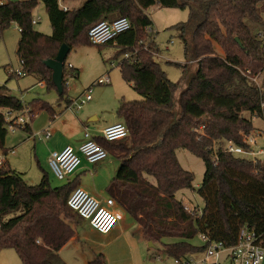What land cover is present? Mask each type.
<instances>
[{
    "label": "trees",
    "instance_id": "1",
    "mask_svg": "<svg viewBox=\"0 0 264 264\" xmlns=\"http://www.w3.org/2000/svg\"><path fill=\"white\" fill-rule=\"evenodd\" d=\"M39 2L46 9L51 34L36 30L31 23ZM155 4L189 12L187 21L171 26L183 41L187 63L196 64L179 94L178 112L174 110L177 83L153 58L156 49L144 31L150 25L145 11ZM118 17H126L130 27L105 45L120 49L117 66L121 77L142 98L121 99L117 106L116 114L127 127L126 137L114 141L96 138L119 160L106 186L108 195L133 218L140 236L153 243L157 249L151 254L153 259L202 251L205 244L192 242L202 234L230 246L242 226L254 230L264 247V166L222 151L224 141L243 144L241 132L256 127L251 118L259 114L264 101V0H84L79 7L66 10L58 0H7L0 4V35L16 23V54L23 62L22 70L42 82L46 90H55L57 101L65 99L67 107L71 103L65 98L67 75L77 78L79 71L66 69L64 64L58 92L52 70L44 61L54 58L62 43L69 52L77 45L91 44L88 29L100 20ZM246 73L256 76L257 83ZM24 107L29 108L30 121L40 111L45 110L51 119L56 114L47 102L23 103L10 93L6 82L0 84V147L8 134L4 111ZM29 124L17 128L30 133ZM199 124H205L207 137L196 141ZM213 144L216 164L211 160ZM178 148L204 163L203 178L196 188L194 174L177 159ZM77 186L78 177L51 186L44 170L37 184H29L22 173L0 165V247L6 241L29 264H65L57 252L83 220L67 205ZM184 189L195 190L200 197V214L196 208L194 213L186 211L176 197ZM88 264H106V260L99 254Z\"/></svg>",
    "mask_w": 264,
    "mask_h": 264
},
{
    "label": "rangeland",
    "instance_id": "2",
    "mask_svg": "<svg viewBox=\"0 0 264 264\" xmlns=\"http://www.w3.org/2000/svg\"><path fill=\"white\" fill-rule=\"evenodd\" d=\"M83 1L84 0H60V3L65 5L67 9H72L79 7ZM145 14L149 17V26L152 28V31L149 32V39L152 40V46L156 49L157 53V55H153V58L160 63L167 77L171 81L177 83V88L174 93V110L178 112L179 94L187 86V76H190L195 71L196 64L192 62L187 63L184 56L183 41L179 36L177 28H171V26L179 22L187 21L189 16L188 9L161 7L155 4L149 7L145 11ZM32 17H40V20L33 25L36 30L44 34H51V26L42 2H39L33 9ZM18 39L19 30L14 22L6 27L0 35V84L6 82L7 87L10 89V93L17 96L23 103L33 102L37 99L38 101H45L52 105L56 113H60L61 111L69 112L65 107V99L57 101V92L55 90H46L44 85L41 86L34 76L29 74L23 77H17L14 74L9 76L8 71L11 72L12 70L21 68L20 60L16 54ZM121 57L120 49L115 45L108 44L98 46L84 43L73 47L65 58L64 64L66 69H68L67 65L71 63L74 65V68L79 70V73L77 78L67 77V93L65 98L76 100L82 97L86 92L92 95L93 100H96L95 96L101 94L102 96L100 99L102 100L100 102L98 101V105L101 106L102 120L113 115L110 109L111 103L116 99V96L113 99V91L117 92V94H121L117 97H123L128 101L141 99L142 97L137 91L121 77L119 67L116 66ZM11 67L13 69L9 70ZM103 73L109 75V83L94 85L93 82ZM86 106L87 103L77 111V116H79L83 122L86 120L82 112ZM38 114L39 118H36L38 123L41 122L42 117L48 118L49 116L45 110L40 111ZM245 116H248V114H245ZM253 122L255 126H264L259 119H255ZM89 134L92 136L91 131H89ZM36 140L37 138L35 141ZM33 143L34 140L32 137L27 138V134L24 131L16 129L14 132L8 131L5 144L0 147V151H5L8 148H12L14 145L16 146L15 149L9 150L5 155L8 160V166L22 173L25 181L29 184H37L41 177L40 170L34 159ZM176 156L179 163L194 174L193 186L196 188L197 185L200 184L204 174L205 166L202 159L183 148L176 149ZM112 161L115 162L118 168L119 160L114 154H110L103 161L96 164L108 163L109 165L112 163L113 166ZM47 171L51 186H58L64 183V180H58L54 177L48 165ZM82 180L91 182V178L87 175H83ZM176 197L185 204L202 205V201L195 193V190L184 189L178 191ZM119 211H121V215H124V221H130L133 226L137 227L133 218L124 213L122 209H119ZM77 226V229H81L84 224ZM192 242L195 244H203V240L200 236L192 239ZM3 248L4 247H0L1 264H21L12 248ZM134 250L137 258L139 254L144 258L145 264H173L170 257L161 256L162 260L149 258L151 254L157 252L156 248L135 247ZM260 264H264V258Z\"/></svg>",
    "mask_w": 264,
    "mask_h": 264
},
{
    "label": "built area",
    "instance_id": "3",
    "mask_svg": "<svg viewBox=\"0 0 264 264\" xmlns=\"http://www.w3.org/2000/svg\"><path fill=\"white\" fill-rule=\"evenodd\" d=\"M5 0H0V4ZM59 6L66 10L67 7L60 3ZM40 17L31 18V23L35 24ZM130 27V22L126 17H118L112 20H100L92 25L87 32L88 39L93 45H105L114 40V37L127 30ZM144 31L151 32L152 28L149 25L144 27ZM260 31L258 35H261ZM157 55L153 52V55ZM128 57V53L124 54ZM22 61L20 60L21 68L17 71H11L16 76H22L25 72L22 70ZM68 68L73 65L68 63ZM249 73V72H248ZM247 76L255 83L257 77ZM67 77H72L71 74ZM109 77L102 75L93 82L97 84H108ZM91 99L89 93H84L82 97L72 101L67 105V109L76 113L80 107ZM4 118L6 121V128L8 131L14 132L18 126H23L30 122L31 115L29 108L24 107L22 111L6 109L4 111ZM252 120L259 119L264 124V101L260 104L259 114L253 115ZM84 141L77 149L67 145L61 150L51 151L48 156V165L54 177L58 180H68L80 168L82 160L88 164H96L104 160L108 155V150L97 141V139L89 134L88 128H85ZM127 127L123 122H115L105 126L100 131V137L106 141L119 140L127 136ZM35 138L45 140L49 138L50 132L47 129L36 131L33 135ZM202 137H207L205 132V124H199L195 128L194 139L199 141ZM242 145L235 143L232 140L224 141L222 151L230 153L235 156L245 157L250 159L253 163H259L264 166V126L255 127L249 132H241ZM213 163H217L218 154L215 150V144L212 146ZM5 164V159L0 156V165ZM67 205L76 212L83 220L96 231L100 233H107L120 220L121 212L118 209L113 197L108 196L100 199L84 188L75 187L67 198ZM186 211L194 213V209L198 214L201 213V205L199 204H185ZM200 237L203 240L205 247L198 253H192L184 257H171L173 264H260L264 258V247L259 235L252 229L242 226L237 234L234 244L230 246L224 245L221 241H213L207 235L202 234ZM155 259L162 260L161 256H156Z\"/></svg>",
    "mask_w": 264,
    "mask_h": 264
},
{
    "label": "crops",
    "instance_id": "4",
    "mask_svg": "<svg viewBox=\"0 0 264 264\" xmlns=\"http://www.w3.org/2000/svg\"><path fill=\"white\" fill-rule=\"evenodd\" d=\"M10 69L13 68L11 67L9 70ZM8 73H10V71H8ZM26 75L28 74L17 77H23ZM102 75H105V73L101 74L100 76ZM107 76L109 77V75ZM37 82L43 86L42 82L38 80ZM112 95L113 99L116 96V99L110 105L111 107L109 106L113 115L104 120L101 119V106L98 105V101L100 102L102 100L100 99L102 96L101 94H97V96H95L96 100H93L91 95V99L86 102L87 106L82 112L86 120L85 122L81 121L80 117L77 116L78 112L73 113L71 110H69V112L61 111L60 113H56L52 119L50 116H48V118L42 117L40 123H38L36 120V118H39V114L37 113L34 115L29 124L30 133L24 130L22 131L27 134V138L32 137L34 140V159L40 170V175L42 174V170L46 171L48 174V156L51 151H59L67 145H70L75 149L78 148V146L85 139V128H88V131L92 132V136L97 138L100 137V131L105 126L115 122H123L122 119L116 114V109L120 100L125 99L123 97H117L121 94H117V92L114 91L112 92ZM72 101L74 100H71V102ZM86 103H84L80 109ZM42 129H47L50 132L49 138L45 140L37 139L35 141L36 138L33 136L34 133ZM15 147L16 146L14 145L12 148H8L5 151H0V156L4 157L9 150H13ZM110 154L111 153H109V155ZM4 159L5 164L8 165L6 156ZM112 162L113 166L112 163L109 165L108 163L90 165L86 161L82 160L80 168L66 181L78 177V186L84 188L92 195L100 199L106 198L109 196L106 191V186L117 170L115 162ZM83 175L89 176L91 178V182L82 180ZM118 209H120V207H118ZM80 224H84V226H82L81 229H77L78 226H76L74 229L75 235L57 252L59 258L65 264H88L94 259L96 255L99 254H102L105 257L106 264H145L146 262L140 254L138 255V258L135 255V247H154V245H148L147 240L140 236L139 232H137L138 227L133 226L130 221H124L123 214L121 215L118 223L107 233H100L94 230L86 220H82L79 225ZM1 247L12 248L21 264H29L27 258L6 241L1 243ZM149 258H151V255Z\"/></svg>",
    "mask_w": 264,
    "mask_h": 264
},
{
    "label": "water",
    "instance_id": "5",
    "mask_svg": "<svg viewBox=\"0 0 264 264\" xmlns=\"http://www.w3.org/2000/svg\"><path fill=\"white\" fill-rule=\"evenodd\" d=\"M235 40L237 41V43H239V39L237 37H235ZM68 52L69 47L65 43H62L55 57L44 61L45 65L52 70V80L58 92H61L62 89L63 65ZM148 245L153 246V243L151 241H148Z\"/></svg>",
    "mask_w": 264,
    "mask_h": 264
}]
</instances>
